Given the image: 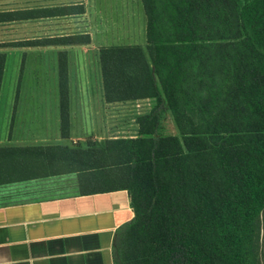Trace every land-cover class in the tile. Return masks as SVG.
Here are the masks:
<instances>
[{
    "label": "trees",
    "instance_id": "obj_1",
    "mask_svg": "<svg viewBox=\"0 0 264 264\" xmlns=\"http://www.w3.org/2000/svg\"><path fill=\"white\" fill-rule=\"evenodd\" d=\"M141 2L147 46L99 51L106 101H153L136 135L0 146V185L74 174L81 192L127 190L135 215L117 230L115 264H264V0ZM90 42L82 33L25 45ZM58 67L68 138L66 52Z\"/></svg>",
    "mask_w": 264,
    "mask_h": 264
},
{
    "label": "crops",
    "instance_id": "obj_2",
    "mask_svg": "<svg viewBox=\"0 0 264 264\" xmlns=\"http://www.w3.org/2000/svg\"><path fill=\"white\" fill-rule=\"evenodd\" d=\"M106 1L0 0V38L9 37L27 43L39 39L88 33L91 37L89 44L98 45L92 49L81 47L82 45L34 46L23 43L11 48L12 50L0 51L1 55L7 56L12 52L32 55L35 52L49 50L56 55L59 52L58 56L60 52H66L67 55L70 129L73 127L74 120L77 119L81 130L74 134L69 132L68 138H63L61 134L56 135L53 143L30 145L84 143L86 124L83 121H87L90 117L98 118L97 111L92 109L86 112V103L93 104L92 107L98 110L101 106L113 108L134 102H108L104 97L100 47L140 45L133 43L129 38L126 28L129 20L115 22L106 19L103 10ZM76 5H83L84 12L54 15L50 13L54 9ZM132 6L134 8L132 15L140 14L145 20L141 0H133ZM142 29L146 32V24ZM90 53L92 58L87 61L85 56ZM81 56L84 58L81 59ZM56 63L59 73L58 59L55 60ZM92 65L98 73L99 95L95 94L94 89L90 92V88H94L95 84L93 83L92 87L89 83L91 79L87 77V67L92 68ZM7 67L9 72L15 71L12 63L7 64ZM41 68L43 72L46 69L54 72L55 69L54 65L53 69L47 67L45 62L41 64ZM5 76L3 74L4 81L2 80L0 92V146L7 143L15 146L20 144L14 143V137L27 138L32 136L33 131L29 130L27 124L16 123L13 135L9 137L7 124L2 121L15 119L18 122L27 114L23 113L22 107L14 112L15 97H3V91L7 87ZM47 81V84H43L45 89L49 88V77ZM87 88L89 95L83 97V91ZM45 93L47 94L48 91ZM17 102L20 105H40L36 110L40 113L42 128L45 130H42L44 135L49 134L48 127L51 120L55 121V127H57L56 121L60 126V97L57 99L49 94L47 96L41 94L36 97L17 99ZM27 109L33 108L27 106ZM57 109H59L58 120L55 115ZM88 113L91 115L88 116ZM83 126H85L84 129ZM136 133L137 130L130 137L135 136ZM74 137L79 140L75 141ZM80 184L81 181L79 182L77 175L67 174L0 185V264H115L113 246L117 230L131 221L135 215L130 206L129 194L124 189L81 192Z\"/></svg>",
    "mask_w": 264,
    "mask_h": 264
},
{
    "label": "rangeland",
    "instance_id": "obj_3",
    "mask_svg": "<svg viewBox=\"0 0 264 264\" xmlns=\"http://www.w3.org/2000/svg\"><path fill=\"white\" fill-rule=\"evenodd\" d=\"M139 1V0H138ZM133 0H107L106 5L104 6V14L106 15V19L115 21H125L129 20V25L126 27L127 32L129 35L130 40H132L133 43L140 44L143 47L147 46V37L146 32L143 31V26L146 24V16L145 20L143 19V16L138 14V16L132 15V10H134L132 6ZM142 7V6H141ZM137 9V8H136ZM141 13V8L139 9ZM140 15V16H139ZM85 34V33H84ZM90 35V34H89ZM26 43V41L21 40H13L11 38H0V51H7L11 48H14L18 46V44ZM99 44V43H98ZM97 44H87L82 45L81 47H91L96 48ZM51 48V47H50ZM101 48V47H100ZM12 50V49H11ZM100 50V49H99ZM96 53V51H95ZM2 53H0L1 56ZM59 54V52H58ZM58 54L56 55L55 52L52 50L45 51V52H35L34 54H27V53H14L12 52L10 55H3L4 57V67H3V74L6 78L5 80V86L6 89L3 91V97H15V111L17 112L19 107L23 113L27 116H24L23 120H18V122L15 119H10L7 121H2V123L7 124V129L9 130V137L13 135L14 132V126L16 123H23L27 124L29 127V130L33 131L32 136L24 137V136H16L14 137V143L18 144H43V143H53L55 141L56 135L61 134L60 126L58 121L57 127H55V121L51 120L49 124V134L46 136L42 132L44 130L42 128L41 120H40V113L38 110H36L40 105L38 104H26V105H20L19 102H17V99L21 98H30V97H36L38 95L43 94V96H47L49 94L50 96H54L58 99L59 95V85L57 86V82L59 80V73L57 72V63L55 64V60H59ZM90 55L85 56L87 61L92 58ZM98 57V54H97ZM81 59L84 58L83 56L80 57ZM1 60V59H0ZM92 61V59H91ZM46 63L47 67H50L53 69V65L55 67L54 72L50 69H46L44 72L42 71L41 64ZM12 63L14 65V72H9V65L7 67V64ZM92 63V62H91ZM1 64V63H0ZM93 64V63H92ZM6 70V71H4ZM87 72L89 79V83H91L92 87L95 84L94 89L95 94L99 95V89L97 86V79H98V73L97 71L92 68L87 67ZM53 74H54V80H53ZM91 77H90V76ZM49 77V88L45 89L43 84H47V80ZM2 80L4 81V78L2 77ZM1 81L0 84V92L2 91L1 85L3 83ZM96 82V83H95ZM88 83V84H89ZM4 86V88H5ZM3 87V86H2ZM88 88L84 89L83 91V97L89 95ZM45 91L48 93L46 94ZM77 93V89H76ZM82 95V94H81ZM153 101L149 99H143V100H137L134 102H130L127 104L115 106L111 108L110 106H101L98 110H95L92 105H88L86 103V112L90 110H94L98 112V118L90 119L88 118L87 121H83V123L86 124L85 128V134L83 136L84 141L88 139H106L116 136H131L135 134V131L137 130V124L135 123V118L137 115L144 113L148 111L152 105ZM24 106V107H23ZM27 106H32V110L27 109ZM95 106V105H94ZM53 107V105H52ZM24 108V109H23ZM57 116V120L59 118V109H57V112L55 114ZM91 114L88 113V116ZM168 121H170L169 126L171 131L174 130L173 123L171 119L168 117ZM79 122L77 119L74 120L72 124V129H69V132L74 134V132H78L81 130V128L78 126ZM9 125V127H8ZM85 126H83L84 129ZM71 128V127H70ZM21 131V130H20ZM45 131V130H44ZM7 131L5 138L7 139ZM76 136V135H75ZM3 137V136H2ZM75 141H78L76 137ZM5 139V140H6ZM74 141V140H73ZM6 142V141H5ZM4 145H10V144H4ZM17 146V145H15Z\"/></svg>",
    "mask_w": 264,
    "mask_h": 264
}]
</instances>
